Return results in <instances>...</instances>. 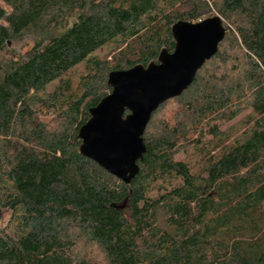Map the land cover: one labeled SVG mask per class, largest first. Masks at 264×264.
Here are the masks:
<instances>
[{"label": "trees", "instance_id": "obj_1", "mask_svg": "<svg viewBox=\"0 0 264 264\" xmlns=\"http://www.w3.org/2000/svg\"><path fill=\"white\" fill-rule=\"evenodd\" d=\"M214 15L217 52L151 114L130 182L81 155L108 73ZM0 264H264V0H0Z\"/></svg>", "mask_w": 264, "mask_h": 264}, {"label": "water", "instance_id": "obj_2", "mask_svg": "<svg viewBox=\"0 0 264 264\" xmlns=\"http://www.w3.org/2000/svg\"><path fill=\"white\" fill-rule=\"evenodd\" d=\"M171 32L174 49H163L158 62L108 73L111 91L89 109L90 117L78 131L80 154L125 183L138 173L137 161L146 150L142 135L151 114L191 84L217 52L226 28L214 15L197 22L177 21Z\"/></svg>", "mask_w": 264, "mask_h": 264}, {"label": "rangeland", "instance_id": "obj_3", "mask_svg": "<svg viewBox=\"0 0 264 264\" xmlns=\"http://www.w3.org/2000/svg\"><path fill=\"white\" fill-rule=\"evenodd\" d=\"M112 47L113 46L111 44H108L105 47H101L97 51L94 52V55L98 56L99 58L105 57L107 59H110V56H108V54H112V50L114 48V47L113 48ZM83 71H84V64H79L78 66H75L69 72L70 78H72L73 81H76L77 78L79 77L80 73ZM242 118H243V113L231 121L224 122L220 126V128L222 130H225L229 134L235 135V134L239 133L240 130L242 129V125L240 126ZM178 157H183V156H182V154H180V156H178Z\"/></svg>", "mask_w": 264, "mask_h": 264}]
</instances>
